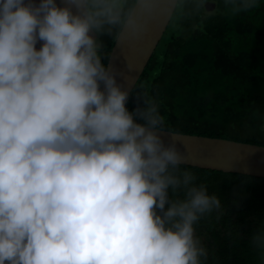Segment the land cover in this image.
I'll return each instance as SVG.
<instances>
[{"label":"clouds","instance_id":"obj_1","mask_svg":"<svg viewBox=\"0 0 264 264\" xmlns=\"http://www.w3.org/2000/svg\"><path fill=\"white\" fill-rule=\"evenodd\" d=\"M261 2L221 0L229 15ZM215 8L0 0V264H220L196 226L227 206L186 166L182 138L165 140L160 101L122 81L103 39L143 52L151 35L202 24ZM243 147L255 150L224 144L221 161L232 165ZM256 224L248 249L264 264V219Z\"/></svg>","mask_w":264,"mask_h":264},{"label":"trees","instance_id":"obj_2","mask_svg":"<svg viewBox=\"0 0 264 264\" xmlns=\"http://www.w3.org/2000/svg\"><path fill=\"white\" fill-rule=\"evenodd\" d=\"M213 1L202 24L192 17L167 27L134 88L158 98L164 129L264 145V0L236 15ZM103 39L109 58L114 41ZM186 166L227 206L199 221L197 235L220 264H253L248 241L264 219V177Z\"/></svg>","mask_w":264,"mask_h":264},{"label":"water","instance_id":"obj_3","mask_svg":"<svg viewBox=\"0 0 264 264\" xmlns=\"http://www.w3.org/2000/svg\"><path fill=\"white\" fill-rule=\"evenodd\" d=\"M57 3L59 4L60 0H57ZM166 29L167 27L163 31L151 35L145 42L147 50L143 52L140 51L139 48L131 51L127 48L118 47L114 42L110 50L109 60L122 71L123 75L121 79L128 86L134 88L150 62ZM39 46L40 42L38 41L36 47L38 48ZM129 55L134 58V67L132 70L126 67L125 58ZM169 133H173L182 138V140L178 142V147H180L181 151L184 152L187 157L186 165L264 177V145L163 129L162 135L166 141ZM228 143L250 146L255 150H248L247 147L241 148L239 158L234 161L232 165H226L221 161L220 150L224 144Z\"/></svg>","mask_w":264,"mask_h":264},{"label":"flooded vegetation","instance_id":"obj_4","mask_svg":"<svg viewBox=\"0 0 264 264\" xmlns=\"http://www.w3.org/2000/svg\"><path fill=\"white\" fill-rule=\"evenodd\" d=\"M211 1H213V0H211ZM210 6H212V5H210Z\"/></svg>","mask_w":264,"mask_h":264}]
</instances>
